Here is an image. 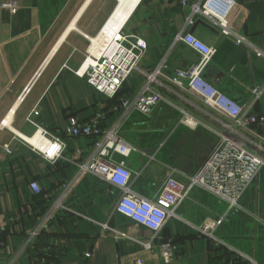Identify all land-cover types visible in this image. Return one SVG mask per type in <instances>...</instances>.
Wrapping results in <instances>:
<instances>
[{
    "label": "crops",
    "instance_id": "1",
    "mask_svg": "<svg viewBox=\"0 0 264 264\" xmlns=\"http://www.w3.org/2000/svg\"><path fill=\"white\" fill-rule=\"evenodd\" d=\"M235 2L231 28L254 49L237 46L202 16L188 27L191 9L180 0H0V122L7 123L0 128V264H163L157 248L164 238L174 242L170 264H264V168L216 232L223 245L201 237L198 228L224 215L227 205L194 187L149 251L151 232L113 212L118 189L80 169L96 154L98 137L68 138L54 164L21 141L41 129L62 134L73 118L98 123L134 146L127 157L112 154L134 174V195L154 200L172 170L187 184L228 132V121L172 83L175 72L200 60L176 41L180 33L215 49L204 81L248 113H264V91L258 99L252 93L264 85V57L255 52L264 53V0ZM111 16H121L119 28L147 44L139 69L154 74L151 89L163 99L148 116L117 108L140 90L144 74H131L113 99L74 74ZM185 114L193 126L182 122ZM256 134L264 147V128Z\"/></svg>",
    "mask_w": 264,
    "mask_h": 264
},
{
    "label": "built area",
    "instance_id": "2",
    "mask_svg": "<svg viewBox=\"0 0 264 264\" xmlns=\"http://www.w3.org/2000/svg\"><path fill=\"white\" fill-rule=\"evenodd\" d=\"M180 5L191 9V17L186 21L188 27L193 24V16H202L217 27L225 37L232 39L237 46L254 49L246 38L237 35L231 28L230 14L236 5L235 0H180ZM110 35L96 55L87 54L74 74L84 79L99 94L113 99L119 94L123 83L131 74L136 72L144 74L139 69V63L147 50V44L143 39L125 33L122 28L113 31ZM176 41L195 51L200 60L186 71L175 72L171 79L172 83L179 88L186 87L198 96L205 106L226 118L228 123L225 127L228 132L236 135L243 142L238 144L220 135L216 147L197 174L186 178L187 184L180 183L176 179V171L172 170L154 200L134 195L130 189L134 174L126 167L125 162L115 163L112 154L118 153L127 157L135 148L118 138L114 132L103 130L98 123L83 125L73 118L62 134L56 135L41 129L30 137L33 142L21 138L33 153L44 161L54 164L63 157L68 138L98 137L95 144L96 154L80 169L118 189L119 195L112 210L151 232L150 240L144 244V248L149 251L155 250L153 243L161 238L160 232L167 218L175 216L177 207L194 187H199L226 203L227 210L224 215L216 219L207 218L198 228L201 237L207 238L217 246L223 245L216 232L227 216L237 210L245 189L264 168V147L253 138L257 136L256 130L264 128V113H248L202 79L201 74L213 57L214 48L207 46L189 32L180 33ZM255 52L258 56L264 57V53L259 50L255 49ZM158 72L159 70L156 73ZM144 77L146 82L135 96L123 97L117 104V108L124 110L126 114L137 112L148 116L163 100L158 91L151 89V84L155 81L154 74H144ZM26 91L27 89L24 93ZM263 91L264 85L255 87L252 90L254 99H258ZM22 100L23 94L18 98V102ZM182 122L188 126L195 124L186 114ZM6 125L5 121L0 122V128H6ZM35 136H39L40 140L36 142ZM4 150L11 153L7 145L4 146ZM29 187L34 194L40 193L36 182H30ZM102 227L106 228L107 225L102 224ZM157 250L163 264L172 263L175 253L174 246L170 242H161ZM135 264H142V261L137 259Z\"/></svg>",
    "mask_w": 264,
    "mask_h": 264
},
{
    "label": "bare ground",
    "instance_id": "3",
    "mask_svg": "<svg viewBox=\"0 0 264 264\" xmlns=\"http://www.w3.org/2000/svg\"><path fill=\"white\" fill-rule=\"evenodd\" d=\"M118 2V4H124V1H127V0H116ZM116 5V7L118 6L119 8V5ZM135 4H136V0H135ZM121 20H122V17L121 16H117L116 18H113L111 16V18L109 19V23L104 27L102 28L101 30V33L99 35V37L97 38H94L92 39V47H91V51L92 53H89L91 55H96L98 49L103 46V44H105L106 40L109 38V35L115 31V30H118L119 27L121 26ZM111 36V35H110ZM23 139H25L27 142H33L31 140V138H24L23 136H21ZM36 137V136H35ZM36 142L40 140L39 136H37L35 138ZM37 144V143H36ZM40 194V193H39ZM38 195V194H37Z\"/></svg>",
    "mask_w": 264,
    "mask_h": 264
},
{
    "label": "water",
    "instance_id": "4",
    "mask_svg": "<svg viewBox=\"0 0 264 264\" xmlns=\"http://www.w3.org/2000/svg\"><path fill=\"white\" fill-rule=\"evenodd\" d=\"M223 133H224V136L226 138H228L229 140H232V141H234V142H236L238 144H243V142L236 135H234V134H232L230 132H227V131H224Z\"/></svg>",
    "mask_w": 264,
    "mask_h": 264
},
{
    "label": "trees",
    "instance_id": "5",
    "mask_svg": "<svg viewBox=\"0 0 264 264\" xmlns=\"http://www.w3.org/2000/svg\"><path fill=\"white\" fill-rule=\"evenodd\" d=\"M162 241H163V242H170L172 245H173V243H174V242L171 241V240H169V241H168V240H165V238H164Z\"/></svg>",
    "mask_w": 264,
    "mask_h": 264
},
{
    "label": "rangeland",
    "instance_id": "6",
    "mask_svg": "<svg viewBox=\"0 0 264 264\" xmlns=\"http://www.w3.org/2000/svg\"><path fill=\"white\" fill-rule=\"evenodd\" d=\"M218 236V235H217Z\"/></svg>",
    "mask_w": 264,
    "mask_h": 264
}]
</instances>
